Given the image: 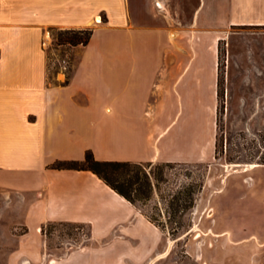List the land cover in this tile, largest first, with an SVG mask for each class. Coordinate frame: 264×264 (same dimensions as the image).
Wrapping results in <instances>:
<instances>
[{
	"label": "crops",
	"instance_id": "crops-1",
	"mask_svg": "<svg viewBox=\"0 0 264 264\" xmlns=\"http://www.w3.org/2000/svg\"><path fill=\"white\" fill-rule=\"evenodd\" d=\"M264 26V0H0V189L31 195L21 242L43 260L47 223L88 244L45 264H148L163 232L90 171L56 161L207 164L217 142L219 44ZM91 30L68 81L48 82L47 29ZM248 189L264 203V173ZM244 185H240V188ZM17 253L11 264H20Z\"/></svg>",
	"mask_w": 264,
	"mask_h": 264
},
{
	"label": "rangeland",
	"instance_id": "rangeland-1",
	"mask_svg": "<svg viewBox=\"0 0 264 264\" xmlns=\"http://www.w3.org/2000/svg\"><path fill=\"white\" fill-rule=\"evenodd\" d=\"M57 30L47 29L51 40L44 50L50 83L69 80L81 49L57 45ZM263 163L264 26L235 27L219 44L215 160L128 171L131 176H150V186L142 183L148 197L136 200V207L154 218L164 234L158 256L148 264H264V203L247 188L251 175L245 170L246 165ZM257 178L264 180V173ZM31 198L0 189V264H11L21 242L33 243L25 236ZM39 232L43 260L35 264L88 244L85 225L45 224ZM17 257L20 264H34L23 252Z\"/></svg>",
	"mask_w": 264,
	"mask_h": 264
},
{
	"label": "trees",
	"instance_id": "trees-1",
	"mask_svg": "<svg viewBox=\"0 0 264 264\" xmlns=\"http://www.w3.org/2000/svg\"><path fill=\"white\" fill-rule=\"evenodd\" d=\"M91 36V30H57L55 37L57 45H68L69 47L86 46ZM264 164V163H263ZM151 164H137L131 162H117V161H97L94 159L91 152H86L83 161H56L52 164L51 168L56 170H83L90 171L95 174L100 180H102L110 189L115 193L123 197L125 200L136 206V200H145L148 195L142 190V185L146 184L150 186L152 184L151 178L148 173L143 172V178L139 174L129 175L130 168H138L141 170L145 166ZM169 165V164H166ZM125 170V175H119V171ZM143 183V184H142ZM135 186H139L134 191L137 193L136 197H133L132 192ZM145 217L154 226L162 231L156 220L146 214ZM51 225L67 224V223H47ZM79 225V224H74ZM90 230L88 228L87 236L89 237Z\"/></svg>",
	"mask_w": 264,
	"mask_h": 264
},
{
	"label": "built area",
	"instance_id": "built-area-1",
	"mask_svg": "<svg viewBox=\"0 0 264 264\" xmlns=\"http://www.w3.org/2000/svg\"><path fill=\"white\" fill-rule=\"evenodd\" d=\"M51 40L50 35L48 34V32L45 33L44 38L41 41V48L43 49V51L47 48V42Z\"/></svg>",
	"mask_w": 264,
	"mask_h": 264
},
{
	"label": "bare ground",
	"instance_id": "bare-ground-1",
	"mask_svg": "<svg viewBox=\"0 0 264 264\" xmlns=\"http://www.w3.org/2000/svg\"><path fill=\"white\" fill-rule=\"evenodd\" d=\"M246 167V171H248V170H250V169H253V168H255V167H259V165H256V164H250V165H246L245 166ZM248 167V168H247Z\"/></svg>",
	"mask_w": 264,
	"mask_h": 264
},
{
	"label": "water",
	"instance_id": "water-1",
	"mask_svg": "<svg viewBox=\"0 0 264 264\" xmlns=\"http://www.w3.org/2000/svg\"><path fill=\"white\" fill-rule=\"evenodd\" d=\"M256 165H259V164H256Z\"/></svg>",
	"mask_w": 264,
	"mask_h": 264
}]
</instances>
